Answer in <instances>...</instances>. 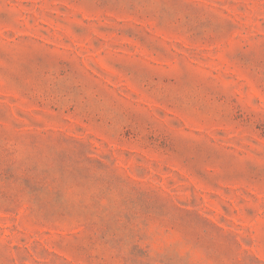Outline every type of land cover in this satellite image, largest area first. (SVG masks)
<instances>
[{"label": "rangeland", "instance_id": "1", "mask_svg": "<svg viewBox=\"0 0 264 264\" xmlns=\"http://www.w3.org/2000/svg\"><path fill=\"white\" fill-rule=\"evenodd\" d=\"M0 264H264V0H0Z\"/></svg>", "mask_w": 264, "mask_h": 264}]
</instances>
